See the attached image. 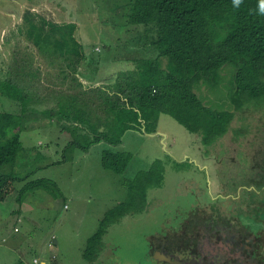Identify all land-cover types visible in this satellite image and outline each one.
<instances>
[{"label":"rangeland","instance_id":"374dc122","mask_svg":"<svg viewBox=\"0 0 264 264\" xmlns=\"http://www.w3.org/2000/svg\"><path fill=\"white\" fill-rule=\"evenodd\" d=\"M48 2L53 6L55 16L49 13V19H45L50 23L74 26L75 37L86 55L102 60L96 73L99 82L94 84L89 78L91 68L95 65H87V60L81 63L78 69L83 77L77 76L82 84L81 89L90 91L98 86L104 87L108 77L128 68L126 61L119 60L122 57H116L122 52L133 54L132 45L130 47L128 43H133L139 33L137 30L143 29L141 25L127 24L126 11L130 0ZM23 34L24 31L20 42L23 44L18 47L15 58H30L29 53L35 56L32 59L42 62ZM123 42L129 48L122 51ZM1 63L2 56L0 68ZM11 65H16L14 60ZM222 75L224 79L221 85L226 88L228 70ZM52 76H41L40 73L39 78L46 77V82L31 83L34 86L31 90L36 93L37 99H33L28 106L31 108L29 118L21 119L17 127L24 151L17 161L14 174L23 180L17 181L14 184L16 191L0 202V264H16L18 258L24 257L29 264H33L32 261L40 264L43 255L41 249L51 264L54 260L57 264H165L153 259L152 247L163 242L166 247L164 249L176 253L173 232L181 230L178 229L179 225L190 224L196 219L195 215L188 218L189 213H197L199 220L205 221L213 217V214H221L224 220L235 224L262 225L264 207L257 209L251 205V201L254 200L255 205L262 201L264 190L253 183L251 176L258 173L255 167L264 159V97L252 103L255 107H261V111L238 112L232 128L208 151L207 148L199 149V136L189 133L167 115L156 124L158 131H161L156 133L162 134L160 137H148L151 133L141 135L127 132L120 145L110 146L99 141L89 146L86 145L89 141L86 131L73 120L61 121L59 114L43 116L42 110L56 107L57 96L62 94L60 91L70 94L80 90L56 86L52 84ZM226 91L208 83H200L194 88L199 97L203 96L205 104L219 111L228 110ZM96 94L99 92H91L82 97ZM10 95L16 96L18 93L10 90ZM16 107L18 104L14 106L0 92V113L19 116ZM237 128L242 129L246 135L238 136L234 131ZM73 140L85 147L89 146L87 151L66 146ZM104 150L132 155L123 174L104 169L101 163ZM156 162L157 167L163 168V185L155 188L152 186L147 191L143 212L126 215L107 229L98 259L88 263L83 257L87 240L97 231L103 215L125 202L132 183L130 181L138 172L152 168ZM193 164L208 167V177L201 173V177L196 178L199 172L189 174L186 169ZM212 167L218 170L213 172ZM42 179L53 184H48L46 188H35L16 202L19 190ZM213 187L214 195H222L216 201L210 200L209 194ZM256 188L260 190L259 194ZM205 207L208 211L204 214L205 210L202 209ZM14 228L18 231L15 232ZM253 228L255 230L258 227ZM216 239L213 237L206 246L209 255L214 252L212 243ZM47 240V244H53L51 247L45 245ZM207 252L204 254L207 255Z\"/></svg>","mask_w":264,"mask_h":264},{"label":"trees","instance_id":"16d2710c","mask_svg":"<svg viewBox=\"0 0 264 264\" xmlns=\"http://www.w3.org/2000/svg\"><path fill=\"white\" fill-rule=\"evenodd\" d=\"M258 4L259 0H243L239 8H234L232 0H130L127 24L141 25L143 29L137 30L133 43H128L133 54L122 52L116 57H122L119 60L126 61L128 68L108 77L104 87L90 91L81 89L77 76L83 75L78 68L86 60L87 65H95L89 78L94 84L98 82L96 73L102 60L86 55L75 37L74 26L50 23L26 11L23 36L26 35L42 62L32 59L35 56L29 53L30 58L25 59L30 60L15 58L10 76L18 80L7 78L0 82V92L14 106L18 104L16 109L20 113L19 116L0 113V202L16 191L17 181L23 180L14 174L24 151L17 127L21 119L29 118L28 106L37 99L31 83L39 79L44 84L51 74L52 84L80 90L70 94L60 91L63 95L57 96L56 107L42 110L43 116L59 114L61 121L73 120L86 131L89 146L99 141L120 145L128 131L155 133L158 118L164 114L199 136L201 146L206 149L232 128L238 112L261 111V107L252 104L264 97V15L257 14ZM127 48L123 42L122 51ZM226 69L229 77L225 88L221 82ZM40 73L46 77L39 78ZM200 83L226 89L228 110H213L205 104L203 96L200 95L201 99L194 92ZM10 90L18 95H10ZM91 92L99 94L82 97ZM234 131L238 136L246 135L240 128ZM66 146L84 152L89 147L75 140ZM111 150L102 152V166L121 175L132 155ZM157 166L158 162L138 172L130 181L127 200L103 215L97 231L87 240L83 257L88 263L98 259L103 236L111 225L126 215L145 210L147 191L163 183V168ZM48 184L53 183L42 179L27 184L17 192L16 202L29 191L46 188ZM160 248V244L152 247L153 254ZM25 262L21 259L16 264Z\"/></svg>","mask_w":264,"mask_h":264},{"label":"flooded vegetation","instance_id":"af4514ba","mask_svg":"<svg viewBox=\"0 0 264 264\" xmlns=\"http://www.w3.org/2000/svg\"><path fill=\"white\" fill-rule=\"evenodd\" d=\"M259 167L262 171L251 176V179L258 184L260 190H264V159L260 161ZM256 190L259 194L260 190L257 188ZM251 205L257 209L263 208L264 199L256 205L253 200ZM213 217L208 221L194 219L190 224L179 225L178 229L181 230L173 232L178 252L167 251L163 242L159 243L161 245L159 251L181 260H194L195 262L191 264H264V219L262 225L253 223L243 226L224 220L221 214L216 216L213 214ZM253 227L258 228L254 230ZM213 237L218 241H213L214 252L209 255L207 252L209 248L206 246ZM205 251L207 255L204 254Z\"/></svg>","mask_w":264,"mask_h":264},{"label":"crops","instance_id":"0c3cea01","mask_svg":"<svg viewBox=\"0 0 264 264\" xmlns=\"http://www.w3.org/2000/svg\"><path fill=\"white\" fill-rule=\"evenodd\" d=\"M0 5H1V7H0V58L2 56V63H1V68H0V82L4 81L7 78H13V80L17 81L18 78H16L14 75L10 76V70L12 68L11 64L15 58V54H17L16 51H17L18 47L23 44V43H20L23 40L22 35H20V34H22L24 31L23 30L24 29L23 17H24L25 12L30 11L32 14L38 15L39 18L46 20V19H49V13L52 16H55L53 14L54 9H53V6L51 5V3L48 2V0H3ZM45 17H46V19H45ZM12 58H13V60H12ZM16 58H17V56H16ZM10 60H12V61L10 62ZM38 81H39V79H38ZM38 81H37V83H39ZM96 81L99 82L98 79ZM165 116L166 115H164V114L160 115L158 120L162 121V119ZM159 121H157V123ZM157 131H158V129L156 128L155 133L148 134V137L155 138V137L162 136L161 133L157 134L156 133ZM128 132H135V131H128ZM158 132H161V131H158ZM135 133L143 135V133H145V132H141V133L135 132ZM144 135H147V134H144ZM165 138H167V135H165ZM202 148H203L202 146L199 147V149H202ZM208 150H209V148H207V151ZM255 168L257 169V170H255V172L259 173V171H262V168L259 167V164H257V166ZM186 170L189 174H194L196 172H199L200 174L198 177L195 176L196 178H200L201 173H204L207 177L209 174L208 167L203 168L202 165L198 166L197 164L191 165ZM217 170L218 169H216V167L215 168L212 167L213 172H216ZM252 171H254V169H252ZM162 185H163V183H162ZM217 185L215 187H217ZM213 190H214V187L212 188V192L209 194L210 200L216 201V200H218V198L222 197V195L220 193H218L217 196L214 195L215 190L214 191ZM202 210H205L204 211V214H205L208 211V208L205 207V209H202ZM196 214L197 213H195V214L189 213L188 218L195 215L196 219L199 220L200 218ZM186 220H187V218L185 219V221ZM200 225H201V223H200ZM47 243H48V240L45 243L46 246H48ZM41 252H43V255H41L40 264H48L49 261L47 260V258L45 256L44 250L41 249ZM22 257H24V256H22ZM39 258H40V256H39ZM17 260H21V259L18 258ZM22 260L25 261V257L22 258ZM25 263L29 264L28 261ZM49 264H51V262ZM52 264H57L56 260H54V262Z\"/></svg>","mask_w":264,"mask_h":264},{"label":"water","instance_id":"95a60500","mask_svg":"<svg viewBox=\"0 0 264 264\" xmlns=\"http://www.w3.org/2000/svg\"><path fill=\"white\" fill-rule=\"evenodd\" d=\"M153 259L157 260V261H162V262H166L168 264H191L194 263L195 261H185V260H181L178 257H173L172 255L166 253V252H160V251H155L153 254ZM208 264V263H205Z\"/></svg>","mask_w":264,"mask_h":264},{"label":"clouds","instance_id":"9594fccd","mask_svg":"<svg viewBox=\"0 0 264 264\" xmlns=\"http://www.w3.org/2000/svg\"><path fill=\"white\" fill-rule=\"evenodd\" d=\"M242 2L243 0H232V5L234 8H239ZM257 14L264 15V0H259Z\"/></svg>","mask_w":264,"mask_h":264},{"label":"built area","instance_id":"2783aa9c","mask_svg":"<svg viewBox=\"0 0 264 264\" xmlns=\"http://www.w3.org/2000/svg\"><path fill=\"white\" fill-rule=\"evenodd\" d=\"M14 231L17 232L18 229H17V228H14ZM51 246H52V244L50 243V244H49V247H51ZM35 262H37V261H35Z\"/></svg>","mask_w":264,"mask_h":264}]
</instances>
